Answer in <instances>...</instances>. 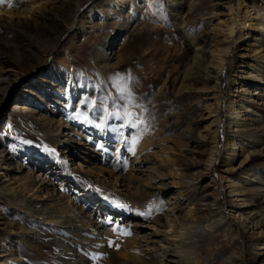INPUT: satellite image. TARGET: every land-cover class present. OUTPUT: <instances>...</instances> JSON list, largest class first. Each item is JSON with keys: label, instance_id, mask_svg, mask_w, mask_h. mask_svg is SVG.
I'll use <instances>...</instances> for the list:
<instances>
[{"label": "rangeland", "instance_id": "obj_1", "mask_svg": "<svg viewBox=\"0 0 264 264\" xmlns=\"http://www.w3.org/2000/svg\"><path fill=\"white\" fill-rule=\"evenodd\" d=\"M99 1L5 0L0 4V24L4 21L2 19L7 18L16 23L27 21L39 31L54 30V38L40 39L41 45H36L35 49L31 48L38 52L39 57L31 53L30 49L25 52L29 55V65L26 68L12 69L8 67L9 65L0 63V77H7L12 84L14 83L10 94H15L16 97L15 100H11L9 96L0 107V139L7 149L8 156L18 163L37 167V173L51 178L73 202L82 206L85 215L105 225L109 232H113L100 242L87 243L78 239L69 246L89 264H151L156 261L157 264H168L161 258L144 256L141 250L121 242L117 238L119 235L115 236V232H120L121 236L129 233L125 229L138 235L155 230L168 232L165 220L166 191L155 192L132 201L119 195L107 193L102 195L93 189L94 193L86 192V182L77 178L83 173H88L84 169L87 164L83 160L106 171L110 170L107 164L101 163L102 153L95 149L99 141L103 149L107 150L104 155L118 151L125 156L127 153L122 146L130 142L138 144V141L145 139L141 158L143 159L147 153L153 154L155 159L163 162L160 169L163 173L180 168L174 172L175 180L179 174L187 176L196 174L194 170L191 171L189 161L186 160L199 161L202 167L198 168V172L202 174V184L207 186V192L214 190L215 201L212 202V199L208 198L207 204L211 212L208 216L207 214L199 216L197 222H203L204 226L201 224L190 230L192 240L184 248L185 255L178 264H264V249L256 250V244L264 242V235L255 236L254 232L248 229L250 227L244 230L240 222L229 229L226 225H220V219L226 215L228 205L235 204L234 198L228 194L227 184L222 180L225 176L238 181L239 187L246 190L239 199L249 201L252 209L258 211L257 213L264 218V153L255 152L242 167L226 174L220 158L215 160L212 168L205 166V160L210 156L211 147L214 146L212 142L205 139L206 143H211L204 145L198 143L200 135L204 133L203 128L208 124L200 115L206 112V107L208 108L210 104L216 105L217 102L211 99L213 93L218 96L220 128L225 123L227 117L225 103L228 98H232L230 96L235 95L232 93L234 89L229 79L234 76L235 67L241 63L239 56L245 53L246 43L242 41L246 38V28L241 26L237 29L240 33L237 36L239 40L232 43L231 52L226 58L223 71L230 78L222 76L218 90L215 91L212 89L213 82L206 80L209 76L202 68V70L196 68V74L188 71L194 48L190 39L197 44L206 43L210 37L207 29L215 25L216 19L222 21L219 24L221 29L228 26V19L225 16L212 15L209 0L201 1V5H198L185 20L183 28H179L180 20L175 17V12L186 11L191 0H173L175 4V8L171 9L173 12L169 11L167 4L169 0H158L160 15L156 22L144 16L125 27V22H122L118 15L110 14L100 19L94 17L95 21L87 30V36H73L67 27L72 22L76 9L80 7L84 13L91 15L97 10ZM244 1L245 11L253 10L251 13L255 11L257 18L262 16V13L257 11L260 0ZM231 2L234 12H238L240 16L239 22L242 23L241 13L246 12L243 9L239 11L241 7L237 0ZM28 3L34 4L32 10L25 15L21 14ZM68 7L71 11L65 16L62 15ZM60 21L62 27L54 28V23L60 24ZM261 42L264 46V37ZM105 44H109L107 53H111L113 57L111 56V61H104L105 63L98 66L99 61L94 59V51L104 49ZM2 49L4 47L0 43V50ZM261 73L263 74L262 71ZM60 76L63 79L70 76L77 87L87 92L77 93L66 106L70 97L65 94L64 88L62 87L59 94L51 87L57 82L56 77ZM186 88H192L194 92ZM26 89L34 91L40 100L39 107L29 104L28 109H34L56 121L63 119L67 114L73 118H80L83 122L88 121L84 131L68 122L67 130L61 131V135L56 137L60 141L67 140L68 137H64L67 133L73 140H76L77 136L86 137L90 140L87 146L82 147L74 143L69 154L50 152L41 139L43 132L32 124V117L30 115L21 117L13 112H18L16 105L27 104L22 97H18L25 94ZM258 91H261L262 96L260 99L256 97V102L250 104L256 113L254 121L251 122L254 126H249L250 129L247 128V131L253 133L255 140L261 141L263 146L261 149H264V88ZM125 112L132 114L133 125L125 126L127 119L116 118L123 117ZM107 127H114L115 140H106L103 137L100 139L92 132L93 129L102 132ZM189 128L191 133L186 132ZM229 135L230 131L225 128L216 134V155L223 153L222 148ZM190 150H193V155ZM125 157L126 160L129 159L128 172L125 176L120 169L111 173L118 179L124 176L127 189L132 190V186L143 184L145 172H142L144 168H140L141 173L139 170L135 171L130 164L132 158L127 155ZM56 161L59 163L55 164ZM61 161L66 164L64 172L72 179L61 174L59 168ZM182 166H187V170H182ZM118 186L117 182L114 187L120 190ZM200 192L198 190L185 196L188 198L185 203L193 204L187 206L195 207L199 203ZM124 208L131 211L121 215ZM238 210L242 212L243 207H239ZM227 215L228 218L231 216ZM0 239L9 242L15 250L16 255L11 264H56L55 257L63 255L60 244H67V239L64 238L59 226L44 225L37 212L25 211L24 206L16 205L10 196L5 195H0ZM129 256L143 258H136L137 261L131 262V259L135 258Z\"/></svg>", "mask_w": 264, "mask_h": 264}, {"label": "bare ground", "instance_id": "obj_2", "mask_svg": "<svg viewBox=\"0 0 264 264\" xmlns=\"http://www.w3.org/2000/svg\"><path fill=\"white\" fill-rule=\"evenodd\" d=\"M201 1L202 0H191L186 11L183 13L179 11L175 12V17L180 20L178 23L179 28L184 27L185 20L198 5H201ZM237 1L241 7L239 11L243 9L244 12H246L243 14L241 13L242 23L239 22L240 16H238V12H234L231 0H209L212 15H218L219 17L220 15L225 16L228 19V26H225L226 29H221L219 24L222 21L216 19L217 21L215 25L207 29V33L210 37L206 43L197 44L195 43L196 41L190 39V43L194 48L188 66V71L191 74H196V68H200V70L203 69L205 74L209 76L206 80L213 82L212 89L217 91L221 77L224 76L228 79L230 78L223 70L226 64V58L231 52L232 43L235 40H239V37L237 36H239L240 33L237 32V29H240L241 26L246 28V38L242 41L246 43V50L244 54L239 56L241 63L235 67L234 76L229 79V83L232 85V89H234L232 93L235 95L230 96L232 98H228L225 103V113L227 114V117L222 128L230 131V135L225 139L222 148L223 153L221 155H216L215 152V137L218 131L222 129L220 128L219 122L218 96L215 93L211 94V99L212 101L214 99L213 102L217 101L216 105L210 104L208 108L206 107V112L200 115L201 119L207 121L208 124L203 128L204 133L203 135H200L198 143L204 145L212 142V145H214L211 147L210 156L205 160V166L212 168L215 160L220 158L224 173L226 174L232 173L233 170L242 167L251 157H253L255 152L264 153V149H261V141L255 140V136L252 135L253 133L247 131L249 126H254L251 122L254 121L256 115L250 104L256 102V97L257 99H260L262 93L258 90L264 88V46L261 42V39L264 37V0H260V3L257 4V11L262 13V16L259 18L255 16V11L252 13L250 11L253 10L248 12L245 11L244 0ZM168 2L169 11L173 12V10H171L172 7L175 6L173 0H169ZM33 5L34 4L32 3H28L27 7L21 11V14L24 13L25 15V13L30 12ZM70 11L71 8L68 7L62 12V15L65 16L67 15V12ZM159 11L158 0H100L97 10L93 12L94 14L91 13V15H89V13H84V11L78 7L72 16V22L68 25L67 30H71L73 36H87V30L92 27L93 22L95 21L94 17L100 19L101 17H107L110 14L118 15V17L122 19V22H125V27H128L130 24L144 16L156 22L155 20H157V17L160 15ZM39 18L41 19L42 15H40ZM2 21L3 23L0 24V43L4 49L0 50V63L7 64L9 65L8 67L12 69L26 68L29 65V55H26L25 52L30 49L31 53H35V56L39 57L38 52L31 50V48L36 47V45L40 46V39L49 40L54 38V30L52 29L39 31L34 25H31V23H28L27 21L16 23L7 18L2 19ZM61 27V21L60 24L57 22L54 23V28L60 29ZM9 38H11L10 41L12 43L8 40ZM108 48L109 44H105L104 49L102 48L94 51V59L99 61L98 66L103 64L104 61L108 62L112 60V54L107 53ZM56 78L57 82L51 87L59 94L61 93L60 90L64 88L65 94H68L70 97L66 102V106L70 104V101L77 95V93L87 92L86 90H81L77 87L70 76L66 79H63L62 76ZM12 85H14V83L12 84L9 78L0 77V107L2 102L9 96L11 100L16 99L15 94H10L11 91H13L11 88ZM186 89L194 92L192 88ZM24 93L25 94H22V96L18 95V97H22L23 101L28 105L18 104L16 105L18 112H13L21 117L25 115H30L32 117V124L36 129L43 132V136L40 137L50 152L61 155L69 154L72 152L71 150L74 146L72 144L74 143L82 147L87 146L90 140L86 137L77 136L76 140H73L69 133L64 134V137H68L67 140L60 141L56 137L61 135V131L67 130L68 122H70L72 126H77L79 130L84 131L88 121L83 122L80 118H73L69 114L64 116L63 119L60 118L57 121L52 118H47L41 113L39 114L36 112L34 109H28L27 107L29 104L39 107L40 100H38L39 97H37L34 91L26 89L24 90ZM113 128L114 127H107L102 132L93 129L92 132L97 135V137L99 136L100 139L103 137L106 140H115L116 137H113ZM186 132L189 133L190 128L187 129ZM205 139L210 140L211 142L206 143ZM138 142V144H135L136 142H133L134 144L130 142L126 144L127 146L125 145L122 147L127 153L126 155L129 156L130 159L132 158L130 164L133 165L132 167L135 171H140V168H144L142 171L145 172L143 184L134 185L131 187L132 190H128L124 176L128 172L127 165L129 159L126 160V155L123 156V154L118 153V151L113 152V154L104 155V153H107V150L105 151L103 149L100 141L95 149L102 153L101 157L103 158L101 159V163L107 164L108 168L110 167V170L106 171L95 166L93 163L83 160L84 163L87 164L84 169L88 173H83L81 177L77 178L86 182V192L89 191L90 193H94L93 190H95L100 192V194L102 193V195H104L103 193L119 195L121 197H128L132 201H135L140 197H147L155 192L166 191L167 205L165 210V220L168 224L166 227L168 232H159L155 230L154 232L152 231L147 234L138 235V233L125 229V231L129 233L121 236L120 232H115V236L119 235L120 237L117 236V238L120 239L121 242H126L130 246L136 248V250H141L142 253H144V256L146 255L154 259L161 258L162 260L167 261L168 264H178L185 255L184 248L192 240V234L189 233L190 230L201 226L203 222H197V220L200 219L199 216L201 214H207L208 216L209 212H211V208L207 203L208 198H211L212 202L215 201L213 198L215 195L214 190L210 192L208 191V193L206 191L207 186L202 184V174L201 172H198V168L200 169V167H202L199 161L192 162L191 159L186 160L189 161L188 163L190 164L191 171L194 170V173H196L191 174L194 176L193 178L191 175L187 176L185 174H179V176H177L178 178L175 180L174 177L176 173L174 172L176 169L180 168L170 169L164 173L161 172L160 169L162 168L163 162H159L153 157V154L149 153H147L142 159L141 151L145 147V139ZM68 144H70V146ZM118 145L119 143H117V147ZM6 151L7 149L5 145L0 139V176H2L0 178V195L10 196L16 205L24 206L25 211L37 212L44 225H55L61 228L64 238L67 239V244H60V250H62L63 255L61 257H55L56 264H89L85 258L78 255L75 250L69 246L73 245L75 240L78 239H82L87 243L100 242L109 235H112L113 232H109L108 229H105V225L93 221L90 216L85 215L82 206L80 207L75 201L73 202L68 195L53 183L51 178H47L46 176L37 173V167L14 161L13 158L8 156ZM192 151L191 153L193 155ZM149 157H151V159ZM58 163L59 162L57 161L55 162V164ZM63 164H65L63 161L59 164L61 174L66 178L72 179L71 176L64 172L63 169L66 167V164ZM186 168L187 166L181 169L186 171ZM119 169L124 176L122 175L123 177L121 176L122 178L118 179L117 176L112 175L113 173L111 172ZM139 173H141V171ZM247 179L248 178L246 177L245 180ZM222 180L227 184L226 189L228 190V194L234 198L233 202H235V204L232 203L228 205L227 211H225L226 217L223 215L220 219V225H226L229 229L232 225L240 222L242 224L240 226H243L242 228L244 230L250 227L248 229L254 232L255 236L258 237L264 235V218L257 213L258 211L256 212L252 209L253 206H250L249 201L246 199H239L241 194L246 190L244 189V191L241 186L239 187L238 181L236 182L235 179L229 176L222 177ZM117 182L119 183L118 188H121L120 190L115 189L114 187ZM198 190L201 191L199 203L197 202L198 204L195 207L187 206L193 204L185 203L188 200L185 196L189 193H195ZM239 207H243V211L241 210L242 212L238 210ZM130 211L131 210L126 211V208H124L121 210V215L127 214ZM227 214H231V216L228 218ZM159 225L160 224H158V226ZM205 228H207V226ZM256 246V250H263L264 242L258 243ZM15 255V250L12 245L4 239H0V264H11ZM130 257L131 256H129V258ZM131 258H135V260L131 259V262H135L137 261L136 258H143V256ZM141 262H143V260ZM151 264H157V261Z\"/></svg>", "mask_w": 264, "mask_h": 264}, {"label": "snow or ice", "instance_id": "obj_3", "mask_svg": "<svg viewBox=\"0 0 264 264\" xmlns=\"http://www.w3.org/2000/svg\"><path fill=\"white\" fill-rule=\"evenodd\" d=\"M5 0H0V4L4 3ZM115 115V114H113ZM117 119H127V124L125 126H131L134 124V120L132 119V114L125 112L123 117L117 116Z\"/></svg>", "mask_w": 264, "mask_h": 264}]
</instances>
